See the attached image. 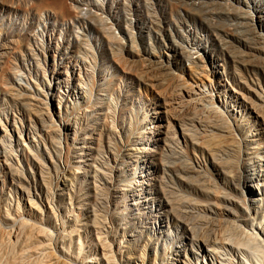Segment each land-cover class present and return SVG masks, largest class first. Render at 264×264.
Returning a JSON list of instances; mask_svg holds the SVG:
<instances>
[{"label": "rangeland", "instance_id": "obj_1", "mask_svg": "<svg viewBox=\"0 0 264 264\" xmlns=\"http://www.w3.org/2000/svg\"><path fill=\"white\" fill-rule=\"evenodd\" d=\"M148 63L154 67H162L161 71L158 70L160 76H149L146 73ZM83 80L95 82L90 102L72 109L71 102L77 99V95H72V88L75 85L79 86L84 82ZM203 83L206 84L208 99L211 96L214 98V105L228 114L230 121L245 138V146H240V152L245 150L244 153L250 155L264 152L261 146L257 147V144H254L264 142L261 121L254 112L259 111L261 107L257 95L264 96V0H0V129L8 132L4 144H11L14 156L25 154L28 155L29 160L33 159L32 155L38 151L40 156L46 158L47 167L44 166L50 171L43 167L42 176L45 172L43 179L45 186H48L47 189L50 186L46 191L49 193H42L37 175L29 178V174L36 172L27 165L22 169L21 166L16 165V168H20L23 173H18L19 184L16 190L11 187L12 192L10 188L1 187L0 176V216L13 217L15 224L24 225V229L30 232L29 234L33 231V235H29L28 238L29 242L34 243L33 245H28L27 240L21 242L22 238L19 239L18 243H21V246L26 245L24 249L29 247L28 250H31L40 243L37 249L34 247V251L31 250L28 256L18 263L41 264L44 261L49 263L47 256L55 258L59 264L61 262L110 264L112 260L111 264H156V262L179 264L181 251L188 252L193 247L192 249L198 254L188 256L189 264H202L206 259L209 264H213L207 255L212 251L199 250L197 243L190 246L192 244L187 240L190 235L183 232V228L187 225L197 228L195 230V233H198L195 237L197 240L207 235L213 237L212 239L215 238L214 243L216 241L219 243L211 245L215 251L212 253L214 264H226L225 259L234 262L237 255L235 243L246 238L244 231L236 229V225H241L239 221L228 218L225 226V217H222V221L217 218L219 220L213 224L205 201L189 190H180L177 184L173 181L172 184L165 175L164 180L167 181L165 187L167 186L168 192L171 191L170 198L172 196L171 199L175 204L177 203L176 207L179 208L180 214L178 216L181 217V214L185 216L164 220V227L158 229L157 220L146 212L137 197L131 196L136 184L130 185L127 181L135 171L139 170V167H144V161L150 154L157 158L158 154L164 151L165 135L171 128L169 125L176 132L181 133L184 127L191 128L189 124L191 118L203 121L202 124H209L207 122L210 119L211 123L216 120L203 112L202 114L197 112L196 115V111L187 107L180 110L173 108L172 103L180 95H184L191 87L195 88ZM68 89L70 94L67 93ZM83 90H79L82 95H84ZM207 104L211 106L213 101H208ZM45 106L52 115V124L56 125L53 126L56 130L52 132V142L46 134L48 130H38L41 124L38 121L35 123L37 116L44 119V113L47 111ZM118 109H123L122 115L118 114ZM41 110L44 112L41 113ZM261 111L264 112L263 108ZM232 113L235 116H232ZM66 114L70 115L71 122L67 133L58 123L59 116L62 119ZM144 114L146 118L139 124L138 132L134 130L133 134L130 133L131 126L136 127V119L140 120ZM157 116H160L159 130L162 131V137L158 141L155 133H152L157 126ZM34 124L37 130L29 135L30 141L23 142L17 139V128ZM123 130L127 131L126 135H123ZM74 131H78L76 138L72 134ZM101 131H104L105 136L102 137L100 148L93 149L96 137ZM191 139L186 136L185 140L191 142ZM180 143V147L185 149L183 142ZM57 148L62 155L58 150L54 152ZM101 148L103 152L100 151ZM238 150L234 148L233 152L230 151V158L237 160L242 156L241 161L248 165L250 173L255 174L259 171V184H253L252 192L247 189L242 195L232 192L235 197L238 199L243 197L245 203L249 204V199L260 196L264 189V171L256 169L253 162ZM237 151L241 156H236L240 155ZM55 154L60 157L56 158ZM203 154L206 155L199 148L190 146L188 159L186 158L187 161L183 164L191 167L193 160L202 159ZM122 160H124L123 164H121ZM114 161L120 168L116 167V173L111 172L110 169ZM155 161L154 159V164L157 162ZM68 162L80 168L68 170L71 174L66 173ZM187 162L190 163L189 166ZM102 163H106V167ZM94 170L96 172L93 173ZM160 173L163 174L162 170ZM160 173H157V178ZM50 175L53 177L50 178ZM63 175L66 180H60L64 179ZM261 175L263 176L260 177ZM108 177L111 179V184L108 183L110 181ZM105 178L108 179H106L107 183ZM124 178L126 182L122 181ZM199 181L201 185L207 182ZM260 182L263 184L261 185ZM153 183L152 179L146 184L152 188V196L155 202H158L159 195ZM107 185L109 189L103 187ZM206 185L205 183L203 187L206 188ZM135 188L139 190L140 187ZM27 192L30 194L31 202L27 200ZM90 193L92 194L89 195ZM94 196H97L99 201ZM174 197L179 198L175 200ZM18 207L21 210H18ZM181 219L182 221H179ZM259 220L260 223L262 222L261 225H264V215L262 217L260 215L257 221ZM0 223V245H3L0 247V254L3 257L9 251L5 241L6 232L11 227L2 223L1 218ZM214 225L217 226L214 228ZM229 226H233L231 227L235 230H232L233 234L240 232L233 235L230 233L231 228L227 229ZM6 227L9 229L7 230ZM218 227L222 229L219 228V231ZM204 230H206L205 235ZM219 236L224 238L219 239ZM100 238L102 246L106 243L105 248L99 243ZM222 239H226L224 240L226 245ZM48 244H52L53 248ZM46 245L51 249L46 247L47 251ZM107 246L111 248L112 253ZM2 248L6 249L4 250L6 253ZM19 249V247L15 248L14 252ZM49 250L53 254L51 257L48 255ZM35 253H40L39 255L45 258L40 256L41 258L37 260L39 255L36 256ZM144 256L145 260H143ZM28 257L32 258L31 261L28 260L30 263L26 259ZM4 258L6 256L1 260Z\"/></svg>", "mask_w": 264, "mask_h": 264}, {"label": "bare ground", "instance_id": "obj_2", "mask_svg": "<svg viewBox=\"0 0 264 264\" xmlns=\"http://www.w3.org/2000/svg\"><path fill=\"white\" fill-rule=\"evenodd\" d=\"M146 65V64H145ZM147 69L145 70L146 73L150 76H160V71L162 69L161 66H152L151 64H147ZM145 69V67H144ZM160 70V71H158ZM88 74V73H87ZM86 76V74H85ZM91 76V75H90ZM88 76V77H90ZM82 78V77H81ZM91 78V77H90ZM89 79V78H88ZM84 81V80H83ZM81 82V81H80ZM94 84L95 82L91 81V80H87V82H81L80 83V87L78 85H75L73 88H72V95H77V99L74 100V102H71L72 103V106L71 108L72 109H76L78 108L79 106H81L82 104L83 105H86V104H89L90 102V98H91V93H92V90H93V87H94ZM82 85V86H81ZM196 88V89H195ZM195 88H190L188 89L184 95H180V97H178L172 104H173V108H178L179 110L184 108V107H187V108H190L192 109L194 112L196 111L197 112H203V113H206V116L207 114L209 116H212V118H214V122H207L209 124H202L203 121H199V120H194L193 118L190 119V126L191 128H185L182 129L181 133H178L176 132L173 127L171 125H169V128L168 129V133L165 135V142H164V146H165V149L164 151H162V153L158 154V157L156 158L155 155L152 156L151 154L149 155L148 159L146 158L144 161L145 162V165L144 167H139V170H138V165L136 167V169L138 171H135V174L132 175L129 180H127L129 182V184H133L134 183L136 184L135 187H140L139 190H135L136 188L133 187V192L131 193L133 197H137L138 200H140L139 202L141 203L142 206H144V209H146L148 212V214L151 216V217H154L155 220H157L158 222V229H162L164 226V220H169V218L173 219V218H178L180 216V214L178 213V209L176 207V204L175 202L170 198V193L171 191H167L166 187H165V181L164 178H165V175L166 177L169 178L168 181H173L174 184L176 183L177 184V187L183 190H189L190 192L194 193L195 195H197L196 197L200 196L201 200L202 201H205L204 203H206V208L209 212V214L212 216L211 217V220L212 223L215 222L216 220H219L217 218H221L225 217V226L228 222V218H232L234 219L235 221H239L241 223V225H236L235 227V223L233 224L234 225V229L236 228L237 230H241V231H244V234H245V239L243 238H240V239H243L242 241H237L235 243V245L237 246L236 247V259L233 260L234 262L232 261H229L228 259H225L227 261L226 264H264V225H261L260 223V220L259 222L257 221V219L260 217H262V215H264V189L262 191V193H260V196H257V197H254L252 199H249V204H246V200L242 197V199H238L237 197H235L233 195L232 192H237L239 195L243 194L244 193V190L247 189L249 192H252V186L253 184H257L260 180L258 179L259 178V171H257V173H250V170H249V167L248 165L241 161V154H243L245 152V150H241L240 152V146L241 145H244L245 143V138L242 136V133L240 134L238 132V130L235 128L234 124L230 121L229 117H228V114L225 113L224 111H222L219 107H216L214 105V98L211 96L209 97L208 99V96H206L208 94L207 90H206V84L203 83L201 84V86L197 85L195 86ZM84 89V90H83ZM96 89V88H95ZM79 90H83V94L82 95L81 91ZM206 90V91H205ZM211 92V91H210ZM67 93L70 94V91L69 89L67 90ZM257 98L259 99L260 101V110L259 111H254L255 112V116L259 117L260 121H261V125H262V131H263V135H264V112L261 111V108H263L264 110V96H258L257 95ZM208 101H213V104L211 106H208L207 102ZM70 102V101H68ZM212 103V102H211ZM46 107V106H45ZM48 107H46L47 109ZM68 108V107H67ZM66 108V109H67ZM174 108V109H175ZM42 109V108H41ZM45 109V108H44ZM82 110V109H81ZM80 110V111H81ZM119 110V109H118ZM46 111V110H45ZM123 109L122 110H119L118 114L119 115H122ZM125 111V110H124ZM44 112V111H43ZM42 110H41V113H43ZM74 113V112H72ZM70 113V114H72ZM78 113V112H76ZM124 113V112H123ZM39 114V112H38ZM45 116H44V119L43 117H38L37 116V119L35 120V123L36 121H38L40 124H41V127L38 128V130L40 131H45V130H48L47 131V136H49L50 138V141L52 142V138H53V134L52 132L54 133V131L56 130L53 129V124H52V115L50 114V112L46 111V113H44ZM64 114V113H63ZM80 114V113H79ZM135 114V113H134ZM202 114V113H201ZM41 115V114H40ZM76 115V114H75ZM136 115V114H135ZM195 115V114H194ZM198 115V113L196 114ZM195 115V117H196ZM235 116L234 113H232V116ZM67 116V114H66ZM66 116H62L63 118L61 119L60 116H59V122L60 123V126L62 127V129L66 132L68 131V126L70 125V121H69V116L68 115L67 117ZM202 116V115H201ZM205 116V114L203 115ZM202 116V117H203ZM231 116V115H230ZM72 117V115H71ZM75 117V116H74ZM139 117V116H138ZM200 117V116H199ZM198 117V118H199ZM118 118V117H117ZM120 118V116H119ZM136 118V117H135ZM146 118V114H144V117H141L140 120L136 119V127L134 126V128L131 126V129L129 128L130 126H128V128L130 129V133L133 134V131H137L138 132V127H139V124L142 123L144 121V119ZM157 126L154 127L152 133H155V138H156V141L160 140L162 137V131L159 130L160 129V116H157ZM205 119V117H203ZM201 119V118H200ZM209 119V117H208ZM72 120H74L73 122H75V119L73 118ZM206 120H207V117H206ZM54 121V120H53ZM212 121V120H211ZM15 122V121H14ZM205 122V121H204ZM231 122V123H230ZM236 122V120H235ZM55 123V122H54ZM134 125V124H133ZM36 124L34 125H30V126H23L21 129L17 128L18 130V137L17 139L19 140H22L23 142H27V141H30V134L33 133L32 131H35L37 130L35 128ZM71 126V125H70ZM56 127V125L54 126ZM59 127V126H57ZM143 127V126H142ZM194 128V129H193ZM74 129V128H73ZM123 129V128H122ZM71 130V129H70ZM69 130V131H70ZM58 132V130H57ZM56 132V133H57ZM61 132V130H59V133ZM71 132V131H70ZM69 132V133H70ZM78 132V131H77ZM77 132L74 131L72 132V134H74L73 136L76 138L77 135ZM136 132V133H137ZM55 133V134H56ZM67 133V132H66ZM127 131H124L123 130V135H126ZM141 134V131L139 132ZM151 133V134H152ZM58 134V133H57ZM8 136V132L7 130L4 131L3 129H0V176L2 178V182H1V187L2 188H10L13 187L14 189L13 190H16L17 189V185L19 184L18 182V173L19 172H22V170H20V168H25L26 165L28 168L32 169V170H35L36 173L32 172V175L29 174V178H34L36 177V175L39 177V181H38V185H40L39 187L41 188L42 190V193H49V192H46L49 188L47 189V187L45 186L44 184V179H43V176H45V172L42 176V172H43V167L45 168V166L47 167L46 165V158H44V156L42 157V155L40 156L39 152L36 151L34 152V154L32 155L33 159L29 160L28 159V155L25 156V154H16L15 156L12 154V150H11V144L8 143L7 145L4 144V140L5 138ZM57 136V135H56ZM54 136V137H56ZM105 136V133L104 131H101L99 134H98V137H96L95 139V148L93 149H98L100 148V143L102 141V139L104 138ZM186 136H189L191 137L192 141H186ZM60 137V136H59ZM66 137V136H65ZM103 137V138H102ZM239 137V138H238ZM69 138V137H68ZM59 139V138H58ZM66 139V138H64ZM94 139V138H93ZM129 139V137H128ZM54 140V139H53ZM125 140V139H124ZM185 140V142H184ZM56 141V139H55ZM181 142H183L184 146H185V150L183 147L181 148ZM58 142V140H57ZM56 142V143H57ZM62 142V141H61ZM68 142V141H67ZM92 142V141H91ZM126 142H128L126 140ZM125 142V144H126ZM32 143V141H31ZM60 143V142H59ZM130 143V142H129ZM254 144H257V147L258 146H261L263 148V151H264V142H258V143H254ZM34 146H36L35 143H33ZM103 145V144H102ZM120 145V144H119ZM123 145V144H122ZM128 145V144H126ZM61 146V143L60 145ZM121 146V145H120ZM190 146H193V147H197L199 148L202 152H205V154H203L204 156L202 157V159H194L192 164H191V167L189 166V164L191 163H188V166L187 167L186 165H184L183 163H185V161H187V155H188V148ZM245 146V145H244ZM38 147V145H37ZM94 147V145H93ZM110 147V146H108ZM124 147V146H123ZM242 147V146H241ZM247 147V146H246ZM59 148V147H58ZM58 148L54 151L56 152L58 150ZM115 148V147H114ZM234 148L235 149H239L238 151L241 153H238L240 155H235L238 157V156H241V157H238V159L236 160H232L230 158V151H234ZM63 149V148H62ZM66 149V148H65ZM118 149L120 150V147H118ZM105 150H107V147L105 146ZM110 150V149H109ZM112 150V149H111ZM118 150V151H119ZM63 151V150H62ZM68 151V149H67ZM100 151H102V148L100 149ZM104 151V150H103ZM102 151V152H103ZM116 151V150H115ZM114 151V152H115ZM97 152V151H96ZM110 152V151H108ZM117 152V151H116ZM115 152V153H116ZM49 153V152H48ZM58 153L60 154L61 152H59L58 150ZM57 153V154H58ZM65 153V152H64ZM99 153V152H97ZM101 153V152H100ZM113 153V152H112ZM95 154V153H94ZM110 154V153H109ZM114 154V153H113ZM52 155V154H50ZM62 155V154H60ZM69 155V154H68ZM118 155H121V154H118ZM117 155V156H118ZM124 155V154H123ZM56 156V154H55ZM116 156V157H117ZM129 156V155H128ZM190 156V155H189ZM233 156V154H232ZM235 156V157H236ZM244 156H247L249 158V160H251L253 162V166L256 168V169H262L264 171V152L262 153H253V154H246L244 153ZM52 157V156H50ZM59 158L60 156H56V158ZM65 157V156H64ZM127 157V156H126ZM154 157V158H153ZM124 158V157H123ZM187 158V159H186ZM49 159V158H48ZM94 159V157H93ZM114 159V158H113ZM127 159V158H126ZM156 160L155 164L153 162V160ZM186 159V160H185ZM60 160V159H59ZM58 160V161H59ZM63 160V159H62ZM67 160V159H66ZM96 160V159H94ZM117 160V158H116ZM125 160V159H124ZM121 161V164H123V161ZM65 161V160H64ZM70 161V160H68ZM53 162V161H52ZM119 162V161H118ZM126 162V161H125ZM124 162V163H125ZM201 162H202V165H201ZM55 163V162H53ZM94 164V161L92 162ZM128 163V161H127ZM126 163V164H127ZM134 163V162H133ZM18 164V166H21L20 168H16V165ZM144 164V163H143ZM45 165V166H44ZM56 165H58L56 163ZM90 165V164H89ZM102 165H105L106 167V163ZM100 165V166H102ZM111 165V164H110ZM132 165V164H130ZM87 166V165H85ZM125 166V165H124ZM128 166V165H127ZM136 166V165H135ZM54 167V165H53ZM91 167V166H90ZM94 167V166H93ZM108 167V166H107ZM116 164H115V161L113 162V164L110 166V169H111V172H115L116 173ZM55 168V167H54ZM74 168H80V166H75L72 162H68V168L66 169L68 173L69 171L68 170H74ZM87 168V167H86ZM85 168V169H86ZM103 169V167H101ZM101 168H99V171L101 172ZM118 169H120L119 167H117ZM47 169V168H45ZM44 169V170H45ZM49 169V168H48ZM47 169V170H48ZM90 169V168H89ZM95 169V168H94ZM109 169V167H108ZM122 169V168H121ZM218 169H219V172H218ZM46 170V171H47ZM52 170V169H51ZM97 170V169H95ZM93 171L96 172V171ZM133 170V169H132ZM134 170H135V167H134ZM162 170L163 174L160 173V171ZM49 171V170H48ZM86 171V170H85ZM99 171L97 173H99ZM108 171V170H107ZM125 171V170H123ZM255 171V170H254ZM261 171V170H260ZM50 172V171H49ZM48 172V173H49ZM56 172V171H55ZM73 172V171H71ZM90 172V170H89ZM92 172V171H91ZM262 172V171H261ZM59 173V172H58ZM63 173V171H62ZM70 173V172H69ZM102 173V172H101ZM109 173V172H107ZM126 173V172H125ZM157 173H160V176L157 178ZM169 175H168V174ZM51 174V173H49ZM71 174V173H70ZM74 174V173H73ZM72 174V175H73ZM83 174V173H82ZM86 174V173H85ZM84 174V175H85ZM121 174H122V171H121ZM120 174V175H121ZM48 175V174H47ZM98 175V174H97ZM104 175V174H103ZM111 175V174H110ZM129 175V174H127ZM49 176V175H48ZM64 176V175H63ZM65 176H67L65 174ZM64 176V179H60V180H66L67 178ZM82 176V175H81ZM87 176V175H86ZM100 176V175H99ZM105 176V175H104ZM112 176V175H111ZM110 176V177H111ZM263 175H261L260 177H262ZM53 177V176H52ZM51 175H50V178H52ZM71 177V176H70ZM103 177V176H102ZM106 177V176H105ZM264 177V176H263ZM66 178V179H65ZM72 178V177H71ZM93 178H94V175H93ZM98 178V177H96ZM109 178V177H108ZM113 178V177H112ZM117 178V177H116ZM115 178V179H116ZM137 178V180H136ZM74 179V178H73ZM78 179V178H77ZM75 179V181L77 180ZM84 179V178H83ZM102 179V178H101ZM107 178H105V181H106ZM110 179V178H109ZM153 179L154 183L153 185L156 186V191H157V194L159 195V201L158 202H155V199L153 198L152 196V188L150 186H148L146 183L151 181ZM59 180V179H58ZM92 180V179H91ZM108 180V179H107ZM121 180V179H120ZM201 182H205L207 185L205 186L206 188L203 187V185L200 184V181ZM28 181V180H27ZM49 181V180H47ZM53 181V180H52ZM51 181V182H52ZM69 181V180H67ZM86 181V180H85ZM84 181V182H85ZM88 181V180H87ZM95 181V180H93ZM97 181V180H96ZM104 181V179L102 180ZM122 181L126 182V178H124ZM90 182V181H89ZM121 182V181H120ZM146 182V183H145ZM170 182V184H171ZM172 182V184H173ZM100 183H102L100 181ZM99 183V184H100ZM107 183V181H106ZM109 184H111V179L110 181L108 182ZM122 183V182H121ZM261 183V182H260ZM263 183H264V178H263ZM261 183V185L263 184ZM50 184V183H49ZM56 184L57 181H56ZM64 184V183H62ZM104 184V183H103ZM108 184V185H109ZM116 184V183H115ZM118 184V183H117ZM120 184V183H119ZM123 184V183H122ZM121 184V186H122ZM128 184V183H126ZM128 184V185H129ZM169 184V183H168ZM169 184V185H170ZM255 184V185H256ZM259 184V183H258ZM47 185V184H46ZM53 185V184H52ZM72 185H74L72 183ZM83 185V184H82ZM91 185V184H90ZM95 185V184H94ZM98 185V184H97ZM102 185V184H101ZM107 186H103L104 188L105 187H108ZM264 185V184H263ZM81 186V184H80ZM99 186V185H98ZM115 186V185H114ZM23 187H25V185L23 184ZM53 187V186H51ZM57 187V186H56ZM76 187V186H74ZM91 187V186H90ZM102 187V186H101ZM256 187V186H255ZM254 187V188H255ZM82 188V187H81ZM95 188V187H94ZM264 188V187H263ZM54 189V188H53ZM83 189V188H82ZM88 189V188H87ZM97 189V187H96ZM99 189V188H98ZM109 189V187H108ZM112 189V188H110ZM55 190V189H54ZM60 190V189H59ZM100 191L102 189H99ZM115 190V188H114ZM50 191V190H49ZM62 191V190H61ZM99 191V193H100ZM106 191V189H105ZM104 191V192H105ZM108 191V190H107ZM119 191V190H118ZM117 191V192H118ZM11 192H12V189H11ZM15 192V191H13ZM75 192V191H74ZM77 192V191H76ZM92 192V191H91ZM94 192H95V189H94ZM182 192V191H181ZM184 192H187V191H184ZM16 193V192H15ZM18 193V192H17ZM56 193V192H55ZM89 193V192H88ZM93 193V192H92ZM92 193H90L89 195H91ZM108 193V192H107ZM115 193V191H114ZM119 193V192H118ZM189 193V192H188ZM187 193V194H188ZM255 193V192H254ZM75 194V193H74ZM97 194V192H96ZM184 194V193H183ZM190 194V193H189ZM252 194V193H251ZM48 195V194H47ZM98 195V194H97ZM102 195L103 194V191H102ZM192 195V194H190ZM26 196H27V200H29L31 202V197H30V194L29 192L26 193ZM77 196V194L75 195ZM99 196V195H98ZM101 196V195H100ZM110 197V194L108 195ZM114 196V195H113ZM130 196V197H131ZM174 196V195H173ZM181 196V195H180ZM194 196V195H193ZM256 196V195H255ZM11 197V196H10ZM45 197V195H44ZM95 198L97 196H94ZM103 197V196H101ZM105 197L107 198V196L105 195ZM117 197V196H116ZM122 197V196H121ZM188 197V196H186ZM184 197V198H186ZM111 198V197H110ZM175 200H177L176 198H179V197H174ZM237 198V199H236ZM71 199V198H70ZM94 199V198H93ZM98 199V197H97ZM96 199V200H97ZM109 199V198H108ZM196 199V198H195ZM199 199V198H198ZM95 200V199H94ZM94 200L92 202H94ZM102 200H104V197L102 198ZM120 200V199H119ZM183 200V198L181 199ZM188 200V199H187ZM200 200V201H201ZM28 201V202H29ZM90 201V200H89ZM99 201V199H98ZM110 201V200H109ZM179 201L178 200V204H179ZM185 201V200H184ZM188 201H192V200H188ZM35 201H33L34 203ZM137 202V201H136ZM194 202V201H192ZM197 202V201H196ZM199 202V201H198ZM197 202V203H198ZM33 203H31L32 205H34ZM36 203V202H35ZM182 203V202H181ZM188 202H186L187 204ZM191 203V202H189ZM196 203V204H197ZM200 203V202H199ZM18 204V203H17ZM37 204V203H36ZM93 204V203H92ZM91 204V205H92ZM112 204V203H111ZM134 204V203H133ZM183 204V203H182ZM201 204V203H200ZM30 205V204H29ZM38 205V204H37ZM131 205V204H130ZM180 205V204H179ZM188 205V204H187ZM186 205V206H187ZM190 205V204H189ZM188 205V206H189ZM35 206V205H34ZM113 206V205H112ZM137 206V205H136ZM184 206V205H183ZM194 206V204H193ZM203 206H205L203 204ZM33 207V206H31ZM39 207V206H38ZM181 207V206H179ZM190 207V206H189ZM201 207V205L199 206ZM19 209L18 210H21L20 207H18ZM112 208V207H111ZM117 208V207H116ZM136 208V207H135ZM134 208V209H135ZM187 208V207H186ZM194 208V207H192ZM203 208V207H202ZM93 209V208H92ZM133 209V208H132ZM182 209V208H181ZM180 209V212L182 211ZM17 210V209H16ZM108 210V209H107ZM199 210V209H198ZM92 211H95V210H92ZM141 211V210H140ZM186 211V210H184ZM202 211V210H200ZM17 212V211H16ZM110 212V211H109ZM112 212V211H111ZM114 214H115V210L113 211ZM198 212V211H197ZM9 213V212H8ZM19 213V212H18ZM93 213V212H92ZM183 213V211H182ZM185 213V212H184ZM199 213V212H198ZM202 213V212H201ZM112 214V215H114ZM179 214V216H178ZM12 215V213H11ZM17 215V214H16ZM111 215V214H110ZM182 216L179 217V218H182L183 214H181ZM202 216V215H201ZM204 216V215H203ZM209 216V215H208ZM95 216H93L94 218ZM206 217V216H204ZM210 217V216H209ZM1 218V221L2 223H5L6 225H10V230L6 232V241H5V245L8 246V249L9 251L6 253L4 250H6L5 248L3 249V251L6 253V255H4V252H3V255L6 256V258L2 259L3 258L1 256L0 258V264H16L18 262L21 263L20 260H23L25 259L26 256H28L29 252L32 250V252L34 251L33 248L36 247L37 249V246H39L40 243H37L38 245L34 246L31 250H28L29 247L27 249H24L23 247H26L25 246H21V243H18L20 240V238H22L21 242L22 241H28L29 242V235L32 236L33 235V231L31 232V234H29L30 232H27L23 227L24 225H19V224H15L14 222V219L13 217H10V216H0ZM176 218V219H177ZM184 218V217H183ZM207 218V217H206ZM96 219V218H95ZM227 219V220H226ZM261 219V218H260ZM151 220V219H150ZM153 220V219H152ZM167 220V221H168ZM184 220V219H183ZM207 220V219H205ZM205 220H204V223H205ZM233 220V221H234ZM262 220V219H261ZM93 221V220H92ZM179 221H182L179 220ZM222 221V220H221ZM220 221V222H221ZM227 221V222H226ZM98 222V221H97ZM207 222V221H206ZM217 222V221H216ZM224 223V222H223ZM1 224V223H0ZM95 224V223H94ZM185 224V223H184ZM187 224V223H186ZM190 224V223H189ZM202 224V223H201ZM208 224V223H207ZM214 224V223H213ZM216 224V223H215ZM222 224V223H221ZM180 225V224H179ZM203 225V224H202ZM201 225V226H202ZM218 225L220 226V223H218ZM187 225V227H184L183 228V232H187V234H189L190 236L188 237L187 240L190 241V243L192 245H190L191 247L193 246V243H197V248L199 250H206L208 249L209 251H212V253L214 251V248L211 247V245H214L216 243H218L216 241V243H214V239H212L211 237H207V235H205V231L204 230V237L201 236V239H196V233H195V226H189ZM200 226V225H199ZM210 226H212V224H210ZM215 226L217 225H214V228ZM244 226V227H243ZM2 227V226H1ZM9 227V226H7ZM6 229L8 230L9 228ZM196 227H198L196 225ZM222 227V226H221ZM221 227H218L221 228ZM231 227L233 226H229V228L227 227V229H230ZM4 228V227H2ZM147 228V227H146ZM204 228V227H203ZM208 228V227H207ZM224 228V226H223ZM245 228H247V230H244ZM27 229V228H26ZM29 229V228H28ZM31 229V228H30ZM33 229V228H32ZM154 229V228H153ZM202 229V228H201ZM210 229V228H208ZM222 229V228H221ZM234 229H230V231L234 230ZM235 229V230H236ZM26 232H25V231ZM179 230V229H178ZM198 230H200L198 228ZM215 230V229H214ZM213 230V231H214ZM226 230V229H225ZM234 230V231H235ZM209 231V230H208ZM207 231V232H208ZM212 231V232H213ZM220 231V229H219ZM218 231V232H219ZM229 231V230H228ZM139 232V231H138ZM158 232V231H157ZM202 232V233H203ZM211 232V231H210ZM224 232V231H223ZM238 233L240 231H237ZM237 232H235L234 234H236ZM177 233V232H176ZM215 233V232H213ZM228 234V232H225ZM233 234V231L230 232ZM242 233V232H241ZM23 234V235H22ZM198 234V233H197ZM201 234V233H200ZM216 234V233H215ZM214 234V235H215ZM218 234H221V233H218ZM233 234V235H234ZM35 235V234H34ZM38 235V234H37ZM169 235V234H168ZM186 235V234H185ZM209 235V234H208ZM213 235V234H212ZM213 235V236H214ZM231 235V234H229ZM232 235V237H233ZM239 235V234H237ZM235 235V236H237ZM59 236V235H58ZM132 236H135V235H132ZM131 236V237H132ZM174 236V235H173ZM210 236V235H209ZM224 236H227V235H224ZM35 237V236H34ZM40 237V235H39ZM38 237V238H39ZM42 237V236H41ZM46 237V236H45ZM56 237V236H55ZM138 237V236H137ZM182 237V235H181ZM215 237H217L215 235ZM221 238H224L222 236H219V239ZM242 237V236H241ZM37 238V239H38ZM43 238V237H42ZM177 238V237H176ZM226 238V237H225ZM238 238V237H237ZM31 239H33V237H31ZM48 239V237L46 238ZM54 239V238H53ZM57 239V238H56ZM228 239V237H227ZM232 238L230 237V240ZM235 239V238H234ZM233 239V240H234ZM239 239V240H240ZM34 240L36 241V239L34 238ZM39 240V239H38ZM41 240V239H40ZM43 240V239H42ZM50 240V239H49ZM47 240V241H49ZM55 240V239H54ZM101 240V238H100ZM178 240V239H177ZM181 240V238H180ZM183 240V238H182ZM223 240V239H222ZM226 241V239H224ZM223 240V242H224ZM237 240V239H236ZM235 240V241H236ZM3 241V240H1ZM53 241V240H52ZM56 241V240H55ZM173 241V240H172ZM220 241V240H219ZM234 241V242H235ZM46 242V241H45ZM126 242V241H125ZM178 242V241H176ZM180 242V241H179ZM183 242V241H182ZM222 242V241H221ZM2 243V242H1ZM31 242H29L28 245H33L32 243L30 244ZM36 243V242H35ZM42 243V241H41ZM48 243V242H47ZM50 243V242H49ZM54 243V242H53ZM99 243H101V246H102V240L101 242L99 241ZM172 243V242H171ZM186 243V242H185ZM4 244V242H3ZM23 244V243H22ZM26 244V243H24ZM44 244V243H43ZM56 244V243H55ZM219 244V243H218ZM225 244V242H224ZM50 245V244H48ZM175 245V244H174ZM217 245V244H216ZM226 245V244H225ZM3 246V245H2ZM0 245V247H2ZM6 246V248H7ZM50 246H52L53 248V245L51 244ZM55 246V245H54ZM106 246V243L104 246H102L103 248H105ZM110 246V245H109ZM186 246V245H185ZM222 246L223 243H222ZM230 246V245H229ZM234 246V245H233ZM5 247V246H4ZM18 247L20 248L19 250H17L16 252H14L15 248L18 249ZM47 245L45 246V249H46ZM56 247V246H55ZM101 247V248H102ZM115 247V246H114ZM175 247V246H174ZM178 247V246H177ZM182 247V246H181ZM23 248V249H22ZM42 248V247H41ZM51 249V247H49ZM47 247V249H49ZM102 248V249H103ZM108 250L109 247L107 246ZM120 248V247H119ZM180 248V247H179ZM187 248V247H186ZM185 248V249H186ZM189 248V247H188ZM193 248V247H192ZM190 248V250L188 252H182L181 251V254H180V258L178 259L179 261V264H189L188 263V256H194L195 254H198V253H195V250ZM35 249V248H34ZM44 249V248H42ZM41 249V250H42ZM46 249V250H47ZM223 249V248H222ZM1 250V249H0ZM40 250V249H39ZM54 250V249H53ZM106 250V249H105ZM184 250V249H183ZM216 252H217V249H215ZM234 250V249H233ZM36 251V250H35ZM48 251V250H47ZM60 251V250H59ZM197 251V250H196ZM222 251V250H220ZM219 251V252H220ZM231 252V250H229ZM40 252V251H39ZM43 252V251H42ZM41 252V253H42ZM50 255L49 257H51V251L49 250ZM54 251H52L53 253ZM61 252V251H60ZM58 252V253H60ZM104 252V251H103ZM107 252V251H106ZM113 252V251H112ZM111 250H110V253H112ZM2 253V252H1ZM38 253V252H36ZM35 253V254H36ZM48 253V252H47ZM56 253V252H55ZM178 253V251L176 252ZM208 253V252H207ZM212 253L211 254H207L209 255V259L210 261H212V263L214 264V257L212 258ZM221 253V252H220ZM219 253V254H220ZM226 253V252H225ZM32 254V253H31ZM34 254V255H35ZM40 254V253H39ZM39 254H36L39 255ZM109 253L107 252V255ZM229 254V253H228ZM64 255V254H63ZM113 255V254H112ZM141 255H143L141 253ZM179 255V254H178ZM214 255V254H213ZM231 255V254H230ZM234 255V254H233ZM30 256V255H29ZM42 255H39V258H36L37 260L40 259ZM55 256V255H54ZM57 256V255H56ZM110 256V255H109ZM114 256V255H113ZM198 256V255H197ZM35 257V256H33ZM43 258H45L44 256H42ZM62 257V256H61ZM105 257H107L105 255ZM104 257V258H105ZM138 257V256H137ZM140 257V256H139ZM177 257V256H176ZM57 258V257H56ZM63 258V257H62ZM110 258V257H109ZM218 258V256H217ZM222 258V257H220ZM27 261H31L32 258L30 259V257L26 258ZM35 259V260H36ZM46 259H48V262L47 263L46 261H44L45 259H43L44 262H42L41 264H59L58 263V260H56L55 258H48L46 256ZM58 259H61L58 257ZM112 259V257H111ZM135 259V258H134ZM139 259V258H138ZM137 259V260H138ZM143 259V258H142ZM204 259V258H203ZM231 259V258H229ZM53 260V261H52ZM107 260V258H106ZM141 260V259H140ZM145 260V256H144V259ZM190 260V259H189ZM28 261V262H29ZM52 261V262H51ZM60 261V260H59ZM62 261V259H61ZM60 261V262H61ZM92 262V260H90ZM95 261V260H94ZM109 261V259H108ZM107 261V262H108ZM156 261V259H155ZM163 261V260H162ZM27 262V263H28ZM113 263V260L111 261ZM110 262V264H111ZM144 262V261H143ZM175 262V261H174ZM173 262V263H174ZM24 263V262H22ZM30 263V262H29ZM33 263V262H32ZM39 263V262H38ZM36 263V264H38ZM154 263V262H153ZM167 263V262H166ZM192 263V262H191ZM19 264V263H18ZM61 264H66V263H62ZM157 264V262H156ZM160 264H165V263H160ZM172 264V263H171ZM175 264V263H174ZM201 264V263H200ZM202 264H209L208 263V259L206 260H203V263ZM220 264V263H219ZM223 264V263H222Z\"/></svg>", "mask_w": 264, "mask_h": 264}]
</instances>
